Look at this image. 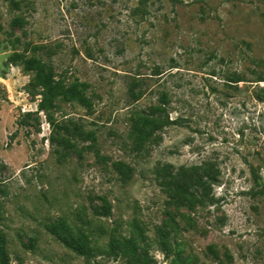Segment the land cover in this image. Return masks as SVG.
<instances>
[{
  "label": "rangeland",
  "instance_id": "374dc122",
  "mask_svg": "<svg viewBox=\"0 0 264 264\" xmlns=\"http://www.w3.org/2000/svg\"><path fill=\"white\" fill-rule=\"evenodd\" d=\"M262 88L264 0H0V264H264ZM162 94L174 123L138 134Z\"/></svg>",
  "mask_w": 264,
  "mask_h": 264
},
{
  "label": "trees",
  "instance_id": "16d2710c",
  "mask_svg": "<svg viewBox=\"0 0 264 264\" xmlns=\"http://www.w3.org/2000/svg\"><path fill=\"white\" fill-rule=\"evenodd\" d=\"M155 1H161V0H139L140 8L142 7H148L150 3H153ZM144 9V8H143ZM16 23L19 22L16 18ZM35 60H30L29 62H32ZM62 74L55 71V69L50 68L46 69L44 67H41L38 69L36 73V78L39 84L42 85V94L44 95L43 103L41 104L42 107H45L46 102H50L52 98H54L57 94H61L63 91L62 88L64 87L63 78H61ZM138 79L134 78L129 85V92L131 94V98L133 101H137L142 97L143 90L140 86ZM88 87V83L81 81L76 78L73 81L69 80L67 76H65V100L70 101H77L80 103H84L87 101L86 96V89ZM264 90V88H262ZM167 95L162 94L159 98V101L156 104L150 105L148 109L144 110H137V123L135 124V129L138 130V134L142 135V129L143 127H147L152 129L154 131L157 126H165L169 123H174V120H171L169 117V111L167 109ZM140 123V126L137 124ZM137 125V126H136ZM152 133H150L151 135ZM144 137V136H142ZM264 188V186H263ZM103 215H108L112 211V207L110 204H105L102 206ZM2 216L0 214V261L3 263L7 260V248H6V234L4 232V229L2 228ZM48 228L55 229L54 226H50L48 224ZM59 229V228H57ZM72 230L69 229V225L65 222V238L64 242L67 246L72 248L73 250H76L80 253H85L87 255H93L97 253L96 249H98L100 252L106 251L105 246H98L93 245V238L89 231H82L81 229H78L77 234H73L71 232ZM128 239V240H127ZM124 240H127V243L129 245L135 244V238L129 237L124 238ZM112 244L116 245L118 244V239L112 238ZM97 247V248H96ZM109 249V246L108 248ZM110 249H113V246H111Z\"/></svg>",
  "mask_w": 264,
  "mask_h": 264
}]
</instances>
